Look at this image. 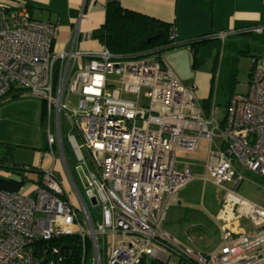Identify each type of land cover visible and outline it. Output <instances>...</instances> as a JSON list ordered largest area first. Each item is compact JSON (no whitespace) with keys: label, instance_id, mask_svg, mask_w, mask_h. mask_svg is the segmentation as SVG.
<instances>
[{"label":"built area","instance_id":"2783aa9c","mask_svg":"<svg viewBox=\"0 0 264 264\" xmlns=\"http://www.w3.org/2000/svg\"><path fill=\"white\" fill-rule=\"evenodd\" d=\"M251 30L264 32L262 26ZM56 31L27 9L9 10L0 3V100L13 87L43 100L51 126L55 111L48 144L68 183L47 169L31 192L0 190V264H59L61 247L47 243L67 235L79 237L81 264H141L150 257L166 263L170 256L157 245L169 247L183 264H264V207L240 197L236 188L243 177L235 181L236 164L264 177V67L252 71L248 92L232 96L219 118L215 104L206 110L195 87L184 85L165 60L124 59L108 48L81 51L74 48L76 34L69 50L56 52ZM176 37L173 28L171 38ZM70 95L77 96L76 107ZM65 120L92 158L90 174L83 164L76 166L87 177L88 197L68 165ZM200 138L210 141L204 173L188 164L177 168V149L196 151ZM69 141L85 163L76 137ZM196 178L226 190L215 215L224 242L209 254L193 251L164 230L175 194ZM92 198L101 206L100 219ZM242 218L252 222L254 233L238 232L234 223Z\"/></svg>","mask_w":264,"mask_h":264},{"label":"rangeland","instance_id":"374dc122","mask_svg":"<svg viewBox=\"0 0 264 264\" xmlns=\"http://www.w3.org/2000/svg\"><path fill=\"white\" fill-rule=\"evenodd\" d=\"M245 42L251 44L252 55L239 53V60H237L235 74L230 75L227 65H223L222 70L220 68L221 87L218 91L217 89H214L211 100V103H213L215 98V103L213 104L219 109V118L225 116L227 104L231 99V95L248 92L249 86L247 84L251 77L250 73L252 70L251 67L254 64V59L258 58L260 61H263L262 66H264V42L251 38L246 39ZM222 47L223 45L221 46V51ZM215 53V46L213 44H207L199 50L198 58L205 59L208 58L209 55H214ZM168 56L167 64H171L172 61L173 66L175 65L174 56H178L181 64L179 68L176 66V71L174 73L184 85L192 87L190 85L193 84L192 64L194 61V52L188 46H182L170 51L167 57ZM259 62L255 64L256 67H261ZM219 66L220 65H218V67ZM115 76V74H109L110 78H115ZM57 79L58 70H56L55 74V86L57 85ZM24 94L26 95V92ZM125 97L129 99L135 98L134 95H125ZM142 97V100L146 101L145 94H142ZM197 98L203 102V99L198 96ZM76 100L77 96H69V101L72 107H76V104L74 103ZM38 107L39 111L37 110ZM42 108L43 100L33 97L4 103L0 106V156L3 150L1 144L10 142L16 145L14 147V157L17 161L35 165L38 154L47 150L46 147L48 146L47 138L49 132H55V111L53 112L52 126L49 125L48 122V112L46 122L42 125ZM71 135H74L78 143L81 145V150L86 157L85 163H82L77 159L74 149L69 141ZM63 138L66 141L65 151L69 168L72 171L75 181L78 183L77 186L79 190L84 197H88L91 192H87V189L80 180V174L78 170H76V166L78 164H83L86 173L90 174L89 170L95 171L92 164V158L84 146L81 135L77 130L72 129V124L68 120H65L63 124ZM214 141L220 143L217 138H215ZM209 147L210 141L205 138H200L196 151H187L178 148L176 151L177 168H181L185 164H188L193 168L196 174H203L204 165L209 153ZM54 164L58 165L56 173L64 179L66 184H68L65 174L62 171V168H60V164L56 162ZM236 168L238 170V176L235 181L238 180L239 176L243 177V180L236 188V193L245 200L264 207V177L237 164ZM31 179L38 181L39 174L31 172L30 179H22L5 169L0 168V190L2 191L11 193L24 192L23 190L27 191L29 187L36 185V182ZM233 184L227 185L230 188H233ZM225 195L226 190L224 187L218 186L210 181L196 178L175 194L177 201L173 203L168 210L166 217L167 223L164 230L173 238L184 242V244L190 247L193 251L204 252L207 254L214 252L224 242V236L219 229L220 227L218 221L215 219V214L218 213L222 206ZM100 207V205H91L92 211L95 213L97 219H100ZM185 212L188 214L187 220L182 225L177 224L176 218L178 215L176 214H184ZM234 225H236L239 233L250 234L255 231L252 222L248 218H242L235 222ZM157 246L160 251H163L170 256L169 260L165 263L157 257H150L145 260L144 264H183L179 256L169 247L163 245Z\"/></svg>","mask_w":264,"mask_h":264},{"label":"crops","instance_id":"0c3cea01","mask_svg":"<svg viewBox=\"0 0 264 264\" xmlns=\"http://www.w3.org/2000/svg\"><path fill=\"white\" fill-rule=\"evenodd\" d=\"M0 3L6 5L9 10L25 8L33 18L53 23L57 30L53 41V50L56 52L69 50L72 47L71 39L74 34L77 35L74 44L76 49L100 52L103 48V45L93 38L91 34L105 22L107 0H0ZM121 3L127 9L172 22L179 41L197 39L208 34L221 35L226 33L228 36L225 39H221L223 42L230 39L237 42L239 48L243 49L246 45H250L252 50L251 44L245 42V40L254 38L248 35H238V30L248 26H262L264 28V0H121ZM173 50L175 49L170 51ZM222 50L218 61L209 55L208 58L201 59L204 64L200 67L194 69L192 64L193 84L190 86L195 87L196 95L203 100L207 99L211 93L213 95L214 89L218 91L221 87L220 68L222 70L223 65H227L228 55L223 47ZM170 51L163 54V60L166 63L168 62L169 56L167 57V55H169ZM174 62V66L172 61L169 65L175 72L176 66L179 68L181 64L178 56H174ZM255 64L252 65L253 70L264 67L262 66L263 62L260 63L261 67H256ZM218 65L220 66L218 67ZM213 79L216 82L215 88L212 86ZM11 96L12 94L3 99L4 103L12 102L7 101L11 99ZM19 96L16 100L31 97L27 93ZM213 103H215V98ZM37 110L39 111V107ZM46 118L47 116L41 120L42 125L46 122ZM47 145V150L38 154L35 165L17 161L15 157L14 162L18 165L30 166L31 170H29L28 175L30 176L31 172L38 173L40 180L45 170H58V165L54 164L55 162L59 163L60 168H62L57 152L48 144V138ZM32 169L35 171H32ZM10 173L20 177L16 173ZM31 180L35 181V179ZM35 186L23 191L31 192ZM177 224L182 225L183 223L177 222ZM165 226L166 224L164 223V229Z\"/></svg>","mask_w":264,"mask_h":264},{"label":"trees","instance_id":"16d2710c","mask_svg":"<svg viewBox=\"0 0 264 264\" xmlns=\"http://www.w3.org/2000/svg\"><path fill=\"white\" fill-rule=\"evenodd\" d=\"M254 26H248L242 30H238V35H248L254 39H258L264 42V32L262 35H258L251 30ZM175 28L172 22L163 21L159 18L151 17L146 14L125 8L121 0H107L106 3V19L101 27L94 30L91 36L97 39L103 48H108L110 52L120 58L133 59L145 56H155L160 60H163V54L172 49H177L182 46H188L194 52L193 68L196 69L204 64V61L198 58V52L207 44H213L216 48V53L211 55L216 61H218L221 52V46L227 51V65L230 71V75L235 74V68L237 60H239V53L252 55L250 45H246L243 49L239 48L237 42L233 40H221L220 34H208L206 36L199 37L197 39L179 41L178 38H171V30ZM225 47V48H224ZM102 48V49H103ZM258 58L254 59V64ZM253 70V66H252ZM251 70V71H252ZM215 81L212 80V86L215 88ZM16 88H12L10 93L11 99L7 101H15L20 96L15 92ZM241 94V93H237ZM236 94L231 95L230 97ZM211 95L203 100V105L206 110H209L211 106ZM3 100H0V102ZM5 101L1 102L4 103ZM47 116L46 103L43 101L42 117ZM15 144L2 143L3 148L0 156V168L8 170L10 172L18 174L23 179H30L28 175L31 167L26 165H18L14 162V147ZM28 167V168H27ZM32 171H35L32 169ZM40 183L39 181H36ZM178 217L176 222L184 223L188 214L185 212L177 213ZM191 217V216H190ZM167 220L165 221V224ZM79 237L75 235L61 236L55 240L50 241L47 244H54L58 247L64 245L73 246V248H66L63 250L62 260L59 264H81L82 263V251L79 246ZM42 245L46 242H42ZM142 262L141 264H144Z\"/></svg>","mask_w":264,"mask_h":264},{"label":"water","instance_id":"95a60500","mask_svg":"<svg viewBox=\"0 0 264 264\" xmlns=\"http://www.w3.org/2000/svg\"><path fill=\"white\" fill-rule=\"evenodd\" d=\"M78 172H79V174H80L79 177H80V179H81L83 185H84L85 187H87V186H88V180H87V177L85 176V173H84L82 167H79V168H78ZM91 202H92V205H96V204H97V201H96L95 198H92V199H91ZM66 248H69V249H70V248H73V246H70V245H64V246H62V247H61V250H60V254H62L63 250L66 249Z\"/></svg>","mask_w":264,"mask_h":264}]
</instances>
